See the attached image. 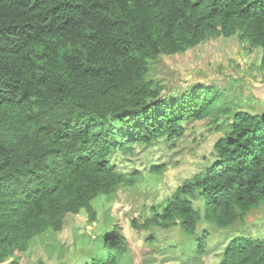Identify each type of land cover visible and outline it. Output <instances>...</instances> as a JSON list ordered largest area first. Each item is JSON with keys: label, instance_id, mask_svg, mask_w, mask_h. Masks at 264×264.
I'll return each instance as SVG.
<instances>
[{"label": "trees", "instance_id": "trees-1", "mask_svg": "<svg viewBox=\"0 0 264 264\" xmlns=\"http://www.w3.org/2000/svg\"><path fill=\"white\" fill-rule=\"evenodd\" d=\"M262 50L264 0H0V264H20L33 241L61 232L92 202L132 185L111 157L184 133L189 121L225 117L222 95L197 84L175 95L152 63L218 37ZM173 87V86H172ZM214 145L216 161L185 181L143 224H179L165 250L205 264L203 219L235 224L264 202V113L239 110ZM164 166L154 168L161 174ZM87 264H126L115 227ZM218 264H264V238L234 237Z\"/></svg>", "mask_w": 264, "mask_h": 264}, {"label": "rangeland", "instance_id": "rangeland-1", "mask_svg": "<svg viewBox=\"0 0 264 264\" xmlns=\"http://www.w3.org/2000/svg\"><path fill=\"white\" fill-rule=\"evenodd\" d=\"M262 50L238 35L208 40L182 54L164 55L152 63L151 75L166 86L165 94L175 95L197 84L210 85L222 95L225 117L211 116L189 121L184 133L173 139L152 144H136L130 152L117 151L111 163L127 173L133 184L121 187L115 195L100 196L93 202L96 220L82 210L69 215L61 232H49L33 241L28 254H19L20 264H87L89 253L97 249L99 239L118 227L127 240L126 264H184L187 255L165 250L168 243L184 239L177 224L170 228L153 226L137 228L132 220L143 224L185 181L211 166L215 161L214 145L228 129L237 111L264 113V68ZM173 86V87H172ZM164 166L161 174L154 168ZM202 213L195 236L207 233V246L202 256L205 264H218L224 249L234 237L264 238V202L250 210L243 219L228 228H219L203 219L205 201L195 198Z\"/></svg>", "mask_w": 264, "mask_h": 264}]
</instances>
